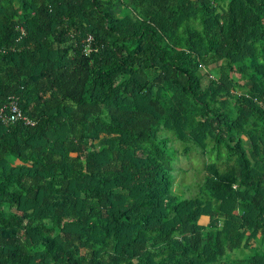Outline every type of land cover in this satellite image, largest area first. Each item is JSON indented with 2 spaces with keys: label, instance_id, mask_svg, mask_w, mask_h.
I'll use <instances>...</instances> for the list:
<instances>
[{
  "label": "trees",
  "instance_id": "16d2710c",
  "mask_svg": "<svg viewBox=\"0 0 264 264\" xmlns=\"http://www.w3.org/2000/svg\"><path fill=\"white\" fill-rule=\"evenodd\" d=\"M12 97L0 264H264V0H0Z\"/></svg>",
  "mask_w": 264,
  "mask_h": 264
},
{
  "label": "rangeland",
  "instance_id": "374dc122",
  "mask_svg": "<svg viewBox=\"0 0 264 264\" xmlns=\"http://www.w3.org/2000/svg\"><path fill=\"white\" fill-rule=\"evenodd\" d=\"M180 145L179 143H177ZM183 145V144H181ZM180 145V147H181ZM194 146H191L189 151L186 153L187 160L189 165L184 164L185 160L182 161V165L185 168H189L190 170L182 171V173L177 172V174L174 177V183H173V190L175 189L177 196H189L187 195L188 191H191L194 187L193 181L198 180L200 177L204 175V171L202 170L201 172L197 171L199 169H202L203 163L202 158L196 153V150L193 149Z\"/></svg>",
  "mask_w": 264,
  "mask_h": 264
},
{
  "label": "built area",
  "instance_id": "2783aa9c",
  "mask_svg": "<svg viewBox=\"0 0 264 264\" xmlns=\"http://www.w3.org/2000/svg\"><path fill=\"white\" fill-rule=\"evenodd\" d=\"M0 119L4 122H14L18 120L24 121L26 124H32L33 121L26 117L20 110L17 105V101L15 98H10L9 100V108L7 111L4 109L0 110Z\"/></svg>",
  "mask_w": 264,
  "mask_h": 264
}]
</instances>
